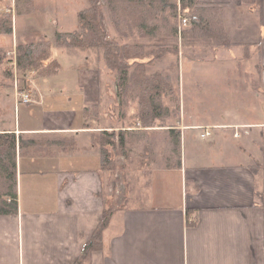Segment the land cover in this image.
<instances>
[{
	"label": "crops",
	"instance_id": "0c3cea01",
	"mask_svg": "<svg viewBox=\"0 0 264 264\" xmlns=\"http://www.w3.org/2000/svg\"><path fill=\"white\" fill-rule=\"evenodd\" d=\"M200 1L221 9L235 45L219 50L215 59H192L193 80L201 86V81L217 76L218 69L222 79L239 75V85L260 90L255 96L264 108V0ZM37 9L21 15L13 5L15 38L28 39L32 33L37 40L50 41L51 58L45 63L56 62L58 69L39 78L36 71L27 72L24 84L29 90L25 92L31 93L33 102L26 105L18 102L14 89L0 88V133L16 136L12 148L16 180L4 182L1 189L16 190L18 202L16 213L0 214V264H75L110 208L104 247L94 250L82 264H264V121L207 124L202 137L213 135L210 127H228L234 128L235 138H244L239 147L221 152L219 159L210 156L205 163L201 157L211 145L203 147L186 138V130L202 125L184 124L181 109V117L169 127L135 128L165 138L167 129L180 130L181 165L154 168L146 161L143 173L149 178L144 192L139 191L135 200L128 196L125 205H116L106 192L110 170L103 166L100 132H119L129 126L102 124L108 111L104 99L120 103L117 78L108 73L97 48L57 44L58 56L53 52L54 41L40 34L42 29L19 33V16L28 23V18L37 21L53 10ZM179 29H183L180 19ZM179 41L181 51V37ZM246 46H250V57L245 55ZM181 52L177 65L189 58L186 51ZM233 52L239 55L232 56ZM239 65L246 69L234 72ZM164 74L174 83L171 94L181 98L182 74L178 78ZM136 112L137 106L130 111ZM253 129L258 140L252 136ZM148 154L138 156L148 160ZM153 156L160 162L162 152Z\"/></svg>",
	"mask_w": 264,
	"mask_h": 264
},
{
	"label": "trees",
	"instance_id": "16d2710c",
	"mask_svg": "<svg viewBox=\"0 0 264 264\" xmlns=\"http://www.w3.org/2000/svg\"><path fill=\"white\" fill-rule=\"evenodd\" d=\"M15 1L18 5L21 4V0ZM105 1L113 15L114 27L122 37L137 35L146 39L148 43L122 42L111 37L105 25L101 0H88V6L78 11V29L56 32V42L60 47L97 48L109 71L116 74L120 97L119 109H121L119 117L122 125L129 126H123L119 132L115 130L100 132L103 166L106 170L114 172L116 161L113 154L115 156L120 154L128 160L135 152L149 153L147 150L149 149L154 155L155 147L157 146L160 150L161 142L165 146L161 161L150 160L148 156V164H153L154 168L180 167L182 141L180 130L167 129L166 138L163 137L160 141L157 136H151L150 131L135 129L140 126L146 129L170 126L164 118L169 116V108L163 105L162 97L165 93L173 91V83L170 77L159 72L148 73V69L155 61L169 54L178 56L180 45L179 43L171 45L153 43V41L160 37L176 40L181 37L182 46L191 47V53L184 52L186 55L191 54V59L208 61L209 58L206 55L209 52H212V58L215 59L219 50L232 49L235 45L225 28L223 13L220 8L209 7L200 0ZM6 8L7 10L0 11V35L12 36L14 33L13 6L9 4ZM32 11V5L28 4V10L25 12ZM21 12L23 13V10H19V14ZM180 14L187 18V25L181 30L179 29ZM51 49V42L45 39L20 44L17 47V68L18 73L23 75L21 78L25 80V75L31 71H36L39 75L56 72L58 69L56 62L48 65L45 63L51 58ZM203 50L206 53L200 55V51ZM244 50L247 57L252 55L250 46L244 47ZM5 52V48H0V64L5 60L3 57ZM6 75L10 77L8 73ZM135 102H138L139 110L136 113H130V106ZM89 114L92 113L89 112ZM125 127L132 128V131L125 130ZM15 139L14 134L0 133V214H12L18 211L16 190L4 192L1 189V184L4 182L15 183L16 180V163L12 153V148L15 149ZM3 143H10V145L4 146ZM12 144H14L13 147H11ZM262 166L264 168V162ZM124 203L126 204L127 201L124 200ZM112 211L111 208L104 211L102 221L85 246L84 255L75 264H82L94 250L104 247V231L108 228Z\"/></svg>",
	"mask_w": 264,
	"mask_h": 264
},
{
	"label": "rangeland",
	"instance_id": "374dc122",
	"mask_svg": "<svg viewBox=\"0 0 264 264\" xmlns=\"http://www.w3.org/2000/svg\"><path fill=\"white\" fill-rule=\"evenodd\" d=\"M85 1V2H83ZM50 0L47 2L46 0H21V4L18 5L15 0H2L0 1V11L7 10V5L12 4V6L16 5V12L19 14V10H23L21 15L26 14L25 10H28V4L32 5V12H34L35 6L36 9L39 6H43V9L40 7L37 9L38 11L47 10L48 8L53 9L48 16L42 15V18H37V21L32 20V18H28V23H26L24 16H19L17 18V31L21 33L24 29H31L30 32H33V29H42L40 34L45 36L47 39L54 41L53 52L59 56L61 49L57 46V42L55 41L56 32L59 31H74L78 29V21H77V11L81 7L88 6V0ZM102 10L105 14V25L109 31L111 37H115L122 42H130V43H141L146 39H142L139 36L135 35V38L132 37L124 38L119 33L116 34V29L113 24V15L110 11L109 5L105 0H101ZM18 5V7H17ZM31 8V7H30ZM76 9V11H75ZM65 10L64 12H62ZM54 11V12H53ZM31 12V13H32ZM28 14V13H27ZM56 22H55V21ZM26 23V24H25ZM14 25V18H13ZM129 29H126L128 31ZM130 31V30H129ZM128 31V32H129ZM21 35V34H20ZM4 37V38H1ZM28 38V37H27ZM34 38V39H33ZM37 35H31L28 39H20V41L16 40L15 35L13 36H4L0 35V48H5L6 52L3 54L5 60L2 64H0V88L2 89H14L18 94L21 92H25L29 90L28 87L25 86V80L21 78L23 75L18 73L17 68V59H18V51L17 47L28 41H37ZM40 40H44V38H40ZM180 38L176 39H164L162 37L153 41V43H164V44H173L179 43ZM147 41V40H146ZM17 42V43H16ZM56 43V45H55ZM148 43V42H143ZM201 48V47H200ZM90 49V48H87ZM96 49V48H93ZM186 51L187 53H191V47H183L182 49V39H181V51ZM201 50V49H200ZM180 53L182 54V52ZM174 55L169 54L168 56L159 59V64L156 62L152 66L149 67L148 73H164L167 71L171 73V76H175L178 78L181 75V98L177 96V93L167 92L162 97V103L166 107L169 108V116H165L169 125L176 124V120L181 117L182 110V122L186 125L191 124H201L202 127L200 129H192L189 128L186 130V138L197 141L198 143H202V146L210 147L211 149L205 150L203 156L201 157L202 163H205L207 158L210 156L220 158V153L227 151L231 147H239L243 140V136L240 138H235L233 136L234 128H213L210 127V131L213 133L212 136L202 137L201 131L205 130V126L207 124L221 123V124H232V123H244V122H252L257 123L260 121H264V108H262L258 104V99L255 96L257 92L260 93V90L255 89L252 90L251 86L239 85V75L233 74V80L222 79L221 69H218L217 76L209 77L208 81H201V86H197L198 82L193 80V75L196 72L194 68L195 61L190 59V55L185 56L189 57L184 60V63L180 65L176 64V57H180V54ZM206 52L200 51V55ZM232 56H238L236 52L232 53ZM236 54V55H235ZM209 60L212 59V52H209L206 55ZM169 59V60H166ZM188 59V60H187ZM166 60V61H165ZM158 61V60H157ZM165 61V65L162 63ZM106 66V70H107ZM245 67L241 65L234 68V72H239ZM254 69V67H253ZM258 69V68H257ZM163 72H160V71ZM110 72L114 77L115 73ZM251 71V69H250ZM25 72V71H23ZM10 77H8L6 74ZM257 73V71H254ZM12 76H11V75ZM24 74V73H23ZM36 76L41 77L38 72H36ZM36 77V79H37ZM32 78V77H31ZM244 79V78H243ZM236 80V81H235ZM256 81L255 78L252 79ZM244 81V80H243ZM109 83H112V78H110ZM173 83V81L171 82ZM251 83V81H249ZM174 84V83H173ZM200 84V83H199ZM110 89H113V85H109ZM108 87V89H109ZM108 101L106 106H108V111L105 113L102 124L104 126H113L114 124H118L119 121L117 119L118 113L121 114V109L118 105H116L113 101V98H105L104 101ZM181 101V102H180ZM19 103L20 100H18ZM23 105H26L25 103ZM60 106V104L58 105ZM137 106V111L139 110L138 102L133 103L130 106V111ZM164 106V107H165ZM24 107H21L23 110ZM181 109V110H180ZM120 116V115H119ZM169 117V118H168ZM122 123V122H121ZM206 131V130H205ZM204 131V132H205ZM240 131H243L241 129ZM253 137L257 138L256 131L253 129L252 133ZM160 141L163 137H157ZM106 139V138H105ZM216 141V145L213 142ZM160 150H158L157 146L154 150V155H158L161 152L163 153V149L165 148L163 143H159ZM110 149V147H109ZM149 152L150 160H157L156 156L151 157L153 154L151 150L147 149ZM260 151V150H259ZM134 153V152H132ZM140 153V154H139ZM143 152H137V154L131 155L128 160H125L123 156L119 154V156H115L113 154V158L116 161V169L114 172L108 171L106 176V192L111 193L110 196L113 198V202L116 205L125 204L124 200L128 198V196H132L133 200L140 193L144 192L145 184L148 181L149 175L144 174L146 165L145 162L147 160L142 159L143 157L138 155H142ZM214 157V158H215ZM215 158V159H216ZM148 159V157H147ZM137 160V161H136ZM114 194V195H112ZM135 198V199H134ZM139 202V201H136ZM140 203V202H139ZM156 203V201H154Z\"/></svg>",
	"mask_w": 264,
	"mask_h": 264
},
{
	"label": "built area",
	"instance_id": "2783aa9c",
	"mask_svg": "<svg viewBox=\"0 0 264 264\" xmlns=\"http://www.w3.org/2000/svg\"><path fill=\"white\" fill-rule=\"evenodd\" d=\"M187 25V18L186 17H180V27H184ZM181 30V29H180ZM18 100H20V102L23 103H32V96L31 93L29 92H21L20 94H18ZM210 133H206L205 135H209Z\"/></svg>",
	"mask_w": 264,
	"mask_h": 264
}]
</instances>
